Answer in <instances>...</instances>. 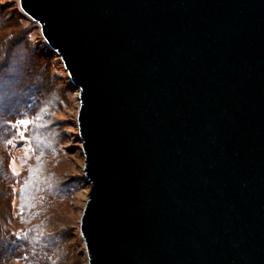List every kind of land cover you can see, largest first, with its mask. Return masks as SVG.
Here are the masks:
<instances>
[{"label":"water","instance_id":"1","mask_svg":"<svg viewBox=\"0 0 264 264\" xmlns=\"http://www.w3.org/2000/svg\"><path fill=\"white\" fill-rule=\"evenodd\" d=\"M79 91L88 264H264V0H19Z\"/></svg>","mask_w":264,"mask_h":264},{"label":"trees","instance_id":"2","mask_svg":"<svg viewBox=\"0 0 264 264\" xmlns=\"http://www.w3.org/2000/svg\"><path fill=\"white\" fill-rule=\"evenodd\" d=\"M28 21L22 12L0 5V74L6 75L5 68L13 72L0 109V264H81L63 218L71 208L70 191L58 168L67 159L49 134L70 91L31 40ZM22 121L28 122L33 151L17 179L9 167Z\"/></svg>","mask_w":264,"mask_h":264},{"label":"rangeland","instance_id":"3","mask_svg":"<svg viewBox=\"0 0 264 264\" xmlns=\"http://www.w3.org/2000/svg\"><path fill=\"white\" fill-rule=\"evenodd\" d=\"M0 5H5L9 9L22 12L19 0H0ZM27 18L32 34L31 40L38 49L42 48L41 50L48 55L47 58L50 59V63L52 64V72L60 76V81L65 85L67 84L68 91H70L68 92V105L65 104L62 110L57 112L56 116L54 115L51 119L50 125L54 126L49 134L55 143L63 149L67 159V163L61 164L58 168L59 176L62 175L65 178L66 185L70 191L69 203L71 208L69 214H65L63 218L67 222L66 225L70 231L72 243L81 256V264H88L86 248L80 230V220L88 200L90 186L84 173L85 155L78 129L79 91L71 83L61 59L49 50L45 39L41 36L42 33L39 25L29 17ZM43 116H47V113H43L41 117ZM25 122L22 121L19 124V131L16 134L17 139H14L12 145L9 172L17 179L21 176L26 163L30 161L33 151L31 142L27 138V124Z\"/></svg>","mask_w":264,"mask_h":264},{"label":"snow or ice","instance_id":"4","mask_svg":"<svg viewBox=\"0 0 264 264\" xmlns=\"http://www.w3.org/2000/svg\"><path fill=\"white\" fill-rule=\"evenodd\" d=\"M4 72L6 73V75L0 74V109H2L6 105L8 94L5 91V85L10 82L9 78L13 75V72L8 70L7 68L4 69Z\"/></svg>","mask_w":264,"mask_h":264}]
</instances>
